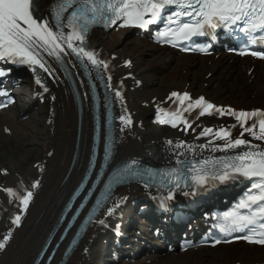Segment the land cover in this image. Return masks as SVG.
<instances>
[{
	"label": "bare ground",
	"instance_id": "1",
	"mask_svg": "<svg viewBox=\"0 0 264 264\" xmlns=\"http://www.w3.org/2000/svg\"><path fill=\"white\" fill-rule=\"evenodd\" d=\"M50 0H40L41 8L47 11V4ZM127 31L123 28L117 27L109 32H100L94 34L95 44L99 51L105 54L108 58V63L117 78H121L127 73L138 75L140 71L145 73H152L153 81L160 85V89L182 90L193 95L197 92L206 93L210 97H217L222 92L236 89L240 92L254 95V90L263 88L264 90V62L250 63L249 61L233 60L229 61L227 56H219L218 59L214 57L208 58L211 65L206 60L197 56L181 58L172 55L169 51H160L158 47L139 41L136 37H125ZM129 34V33H128ZM126 45L124 48L123 46ZM40 58L49 69V76L53 82L52 90L47 95L46 106L53 108L50 114H46L45 122L40 127L32 125L30 119H22V114L27 110L30 95L27 88L21 89L19 94L20 105L16 112H3L0 119V139L8 137H18L22 134L28 133L30 140H37L41 137L40 147L43 149L41 157L37 166L41 168L37 172L36 167L29 166L27 170L18 171L21 160L11 161L10 166L15 172V176L10 178L9 183L0 187V242H3L5 236L9 237L5 242L3 249H0V264H31V260L35 251L41 244L44 236L48 232L47 221L51 216L56 217L59 209L70 188L79 177L81 171L77 175L74 165L73 171L68 180L61 183L67 168L70 163L76 130V113L72 104L67 101L68 94L64 89V85H59L58 79L60 74L55 65L39 50ZM144 52H149L150 60L145 66H139L134 63V57L142 55ZM123 62H127L122 66ZM254 69L251 73V67ZM144 69V70H143ZM147 70V71H145ZM58 72V74L56 73ZM212 74L205 79L206 74ZM225 72V73H224ZM224 73V74H223ZM175 87V88H174ZM155 96V95H154ZM153 96V97H154ZM158 97V96H157ZM258 101L264 105L263 94L256 95ZM50 98L52 101H50ZM119 114L122 117L130 116L132 119V126L128 128L125 124H120L123 135L121 145L119 146L120 154L118 159L123 157H146L152 161L161 162L165 157L172 156L178 151H182L180 143L185 142L194 147L193 141L197 145H207L206 149L211 151L213 147L222 145L223 140H213V136H199V133L204 128H211L214 131L221 127L206 126L202 121L193 118L192 112H183V117L190 123L191 127L187 131L184 130L183 124H179L176 128L169 124L161 123L160 120L164 118V111L175 112L177 106L182 108L179 101L175 97H169L166 101H160L156 97L152 99L150 106L158 116V121L154 119L155 123L162 124L167 131H162L156 127L155 130L159 134L152 135L151 124H145V116L141 108L134 102L130 90H126L119 97ZM250 99V98H249ZM45 104V101L44 103ZM250 104L254 105V100L250 99ZM157 108L162 111L157 113ZM221 108H228L222 106ZM220 119L230 118V115H218ZM32 121V119H31ZM194 129V131H193ZM233 132H239V127L232 128ZM248 139L253 140L250 135ZM89 138V129L87 140ZM254 143H261V141L253 140ZM179 145V148H178ZM197 149L196 147H194ZM189 150V148H187ZM136 159V158H134ZM86 157L82 162L85 164ZM84 167V166H83ZM82 167V168H83ZM76 176H78L76 178ZM76 178V179H75ZM30 186L33 191L32 202L25 209L18 208L16 203V196L9 195L7 189H12L16 194L19 192L21 185ZM30 182H36V187L33 188ZM138 189L134 186H126L115 191L116 198L129 194H135ZM10 213H18L21 221L18 225L8 226L7 219ZM108 221L111 218L105 214ZM97 233V236H95ZM106 229H99L98 225H92V234L85 235L84 242L81 245L78 255L71 257L68 264H90L93 255L102 256L106 253L105 235ZM237 261L243 259L246 262L255 261L259 259L264 260V249L258 252L246 249L235 250ZM147 260H151L147 262ZM147 260L136 261L132 264H222L228 261L224 252H211L209 248H203L198 251L197 256L184 255L181 258H164L155 260V258H148Z\"/></svg>",
	"mask_w": 264,
	"mask_h": 264
},
{
	"label": "snow or ice",
	"instance_id": "2",
	"mask_svg": "<svg viewBox=\"0 0 264 264\" xmlns=\"http://www.w3.org/2000/svg\"><path fill=\"white\" fill-rule=\"evenodd\" d=\"M167 5H176L180 11L174 12L173 17H190V22H180L178 19H169L168 25L175 24V28L168 27L167 31H161L160 37L171 36L168 42L174 40H187L193 36L205 35L206 28H216L218 25H237L242 23L240 31L246 35L254 32L264 31V0H51L49 12L52 20H55V27L44 15L41 14L40 0H0V59H11L14 63H26L38 66L44 71L49 69L40 58L37 49L47 51L49 55L57 56L65 51L62 44L78 56L86 57L93 65L103 63L96 59L91 51H86L87 36L90 29L103 24L110 26L117 20H123L125 25H145L153 23L160 15V10ZM145 14H151V20H144ZM67 28L65 34L59 29ZM74 42L78 46H74ZM257 42V37L252 36V44ZM187 49L181 48V51ZM238 55H250L264 59V51L249 50L247 47L238 51ZM103 67L107 68L104 63ZM37 83H40L39 79ZM47 90V89H45ZM121 93L116 92L119 97ZM180 105H185L181 110L177 106L175 112L164 111V118L161 123L169 124L176 128L183 124L187 131L191 125L183 117V112L192 109H200L198 115H211L212 113L230 115L236 120L235 125L221 127L217 130L204 128L199 136L212 135L213 140H223L222 145L212 148V151H229L231 149L243 148L241 153L227 158L208 159L198 161L189 165L185 161L180 162V169L173 168L171 171L159 173L168 178V182L179 188L182 183L190 182L191 186L204 187L210 180L221 183L236 179L238 176L250 180H259L261 183L254 184L259 189V194H251L247 200L238 207L241 209L257 205V210L250 215H240L236 212L226 213L224 219L230 221L231 230H247L251 235L233 237L244 239L248 243L264 245V111H235L231 108H221L206 102L203 97L190 99L187 93H170ZM0 107H6L0 104ZM162 110L157 108V113ZM124 124L130 125L131 120L126 117L120 118ZM251 122V123H249ZM242 129L236 137L232 135V128ZM194 131V129H193ZM245 133L253 140L261 141V144H252L245 139ZM207 145H201L206 147ZM190 173V175H188ZM137 173L133 165L123 169V175L135 176ZM120 177L117 178L119 182ZM37 185L33 184L35 188ZM9 195L16 196L12 189H7ZM33 193L28 191L26 195L17 197L19 202L26 209ZM168 199H172L171 196ZM21 217L17 215L13 221L17 225ZM9 237L5 236L0 242V249H3ZM217 240L214 243H220ZM228 243L230 241L224 240Z\"/></svg>",
	"mask_w": 264,
	"mask_h": 264
},
{
	"label": "rangeland",
	"instance_id": "3",
	"mask_svg": "<svg viewBox=\"0 0 264 264\" xmlns=\"http://www.w3.org/2000/svg\"><path fill=\"white\" fill-rule=\"evenodd\" d=\"M123 47L125 48L126 45H124ZM149 54L151 53L144 52L142 55L138 57L137 56L134 57V61L139 66H145L146 63L151 58ZM153 76L154 74L152 75V73L150 72L145 73L144 71H140L138 77L141 78L142 82L140 86H138L137 88L133 87L131 92L135 104L139 106L141 108V111L144 113L145 124H149V119L147 116L150 114V107L145 105L143 102H145L146 100H150L154 95L163 99L165 98V96H168V89L165 88L160 89L162 86L160 87L159 84H156L153 81ZM257 90L259 92H263V88L261 89L258 88ZM220 95L221 97L219 99L216 98V100L221 103L233 102L235 104H244L245 98H249L248 94L239 91L237 93L230 91L222 92ZM256 95L257 94H254V99L258 101ZM263 97H264V92H263ZM11 111L15 112V109H12ZM36 114L37 115L33 118L32 121L34 122L35 125L40 127V125L42 124V120L45 117V108L42 109L39 108ZM151 128H152L151 134L154 136L157 135L158 131L155 130L156 127L151 126ZM40 140L37 139L31 141L28 134H25L18 139H9V140L0 139V166H4L7 169H9L10 175H13L10 162L17 161L20 159L21 164L19 166L18 171L22 172L27 170V168L31 165V163L33 161H36V159H38L42 153V149L40 148V142H39ZM229 251H230L229 255L234 256V253L231 250ZM172 256H175L177 258L181 257L180 255H169V257Z\"/></svg>",
	"mask_w": 264,
	"mask_h": 264
}]
</instances>
